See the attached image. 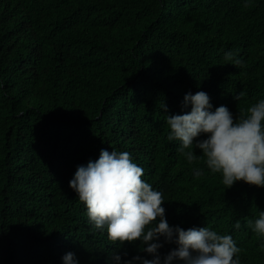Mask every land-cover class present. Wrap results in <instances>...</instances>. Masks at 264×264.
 Returning <instances> with one entry per match:
<instances>
[{
  "label": "trees",
  "instance_id": "obj_1",
  "mask_svg": "<svg viewBox=\"0 0 264 264\" xmlns=\"http://www.w3.org/2000/svg\"><path fill=\"white\" fill-rule=\"evenodd\" d=\"M0 264H264V0H0Z\"/></svg>",
  "mask_w": 264,
  "mask_h": 264
}]
</instances>
